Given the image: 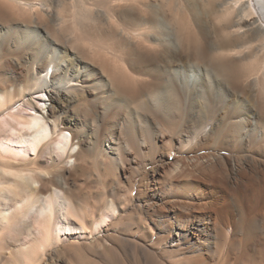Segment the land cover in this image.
Masks as SVG:
<instances>
[{
    "label": "bare ground",
    "instance_id": "1",
    "mask_svg": "<svg viewBox=\"0 0 264 264\" xmlns=\"http://www.w3.org/2000/svg\"><path fill=\"white\" fill-rule=\"evenodd\" d=\"M12 61L0 219L37 222L26 258L117 229L169 264H264V0H0ZM83 165L118 187L91 212L68 195Z\"/></svg>",
    "mask_w": 264,
    "mask_h": 264
},
{
    "label": "rangeland",
    "instance_id": "2",
    "mask_svg": "<svg viewBox=\"0 0 264 264\" xmlns=\"http://www.w3.org/2000/svg\"><path fill=\"white\" fill-rule=\"evenodd\" d=\"M19 64L20 63H17L16 61H12L11 65L15 67L12 66L11 68L7 69L6 70L7 72L5 73L0 72V77L4 78L8 76V78L10 79L12 73L19 70L22 67V65ZM21 109H22L21 106H18L16 110H21ZM171 157L174 158L175 154L172 155ZM82 167H83V172L81 171L82 169L79 170V172L77 173L72 172L73 175L70 181L68 182L70 188L69 185H67L68 186L67 188L70 189V190L67 189L68 195L70 194L71 197L69 196L68 197L72 201H75L73 202L74 205L76 204L75 199H77L76 205H78L79 203L83 204L82 206L80 204H79L80 206L78 205V207L82 208L83 211L88 212L89 210L91 212L92 211L91 208H93L95 204L99 206L100 204L103 205V203L105 202V200H103L104 198L103 199L101 198L104 197L103 193L105 192L104 190L105 188L106 190L107 189L109 190L111 188L110 189L111 191L114 188H118V187L115 184L114 186L109 185L110 184L109 183L107 185L111 187L108 188V186L104 185V182L102 181H101L102 184L100 185V181L96 180L94 176L93 178L91 176L93 180L89 179L90 177H88L89 175L87 173V171L89 170L88 166L83 165ZM51 169L47 167L45 170L47 172L53 173L51 178H53V176H55L54 174H56L55 179L57 180V182L61 183L60 181L61 179L58 177L59 175L56 173L57 171H55V169L53 168ZM84 169L86 170V173ZM83 173H85V175ZM18 180L21 181V184L23 185L24 182V181L22 182L23 179H18ZM49 184H47L48 188L52 187V184L51 185ZM102 185L104 186L103 193H102V188H103ZM123 188L124 187L121 188L122 193H125V188L124 189ZM100 193L102 195H100ZM137 193L138 192H136L135 194L136 196H134L135 201L134 203H132L131 208L128 211V213L130 214L127 213L129 215L127 217L129 218L132 216V214H135L136 212L139 214L138 210L135 207L138 202V197H140V194ZM74 196L76 198H72ZM77 196L79 197V200ZM85 202L87 206L88 204H90L88 208H86L87 207L86 205L84 206ZM97 202L100 204L98 205ZM12 205L13 203H11V206ZM84 208H86V210H84ZM134 208L136 209V211ZM137 213L136 215L138 216ZM127 219L125 218L123 221L122 220L119 221L117 226L126 229L125 227H128L127 224L130 223V221H128L130 219L128 220ZM29 226L36 228L38 227V224L33 219L27 220L24 222L22 228L14 230L12 227H8V228L3 227L2 220L0 219V229H3L2 235L0 237V264H169L168 260H166L165 257L162 258L163 256L161 255L163 253L162 251H156L152 247L147 246L145 244L146 242H148L146 237L144 238L134 237L135 233L131 232V234L133 235L132 236L130 232L127 233V230L125 232V231H118L117 229L113 231V234L112 233L106 234L102 232L100 234L94 235V237L86 241L82 239H77V237L66 239V236H62L63 239L61 241H57L55 246L53 245L52 248L50 247L48 249H41L36 253L30 255L29 258L28 257L26 258L25 257L26 252H29V250L27 251L22 250L23 247L25 246L24 245L25 242L29 241L30 245L33 244V240L30 241L31 238L29 239L26 233Z\"/></svg>",
    "mask_w": 264,
    "mask_h": 264
}]
</instances>
